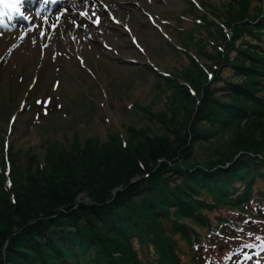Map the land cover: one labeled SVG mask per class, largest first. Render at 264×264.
Returning <instances> with one entry per match:
<instances>
[{
    "label": "trees",
    "instance_id": "16d2710c",
    "mask_svg": "<svg viewBox=\"0 0 264 264\" xmlns=\"http://www.w3.org/2000/svg\"><path fill=\"white\" fill-rule=\"evenodd\" d=\"M258 1L252 7V0H222L224 13L210 0H188L169 25L173 37L164 36L167 50L187 63L166 74L138 67L157 76L156 96L165 102L135 103L147 119L142 126L105 140H83L78 132L62 142L47 139L49 154L41 159L15 143L53 116L52 100L45 107L35 88L23 107L0 102V128L3 115L8 126L0 131V264H264V0ZM12 108L26 118L12 122ZM57 153L75 158L69 180L55 169L62 168ZM106 169L127 177L103 198L73 205L64 199V209L35 208L29 220L15 222L16 212L44 191L64 198L76 181L96 187Z\"/></svg>",
    "mask_w": 264,
    "mask_h": 264
},
{
    "label": "rangeland",
    "instance_id": "374dc122",
    "mask_svg": "<svg viewBox=\"0 0 264 264\" xmlns=\"http://www.w3.org/2000/svg\"><path fill=\"white\" fill-rule=\"evenodd\" d=\"M75 1L77 3L78 0L73 3ZM119 1L102 0L100 3L94 0L81 6L78 17L84 22L79 27L80 34L69 31L66 37H61L65 22L62 21L57 29L53 19L54 25L41 33L42 40L38 43L37 39L30 38L33 33L30 26L24 23L15 26L17 23L11 20V12L0 9L7 13L0 16V102L7 98L12 103L23 101L27 105L32 95L30 91L39 88L40 96L51 98L54 110L51 118L27 128L15 146L37 150L44 159L49 154L43 146L47 139L62 142L66 136L72 139L78 132L83 140L94 136L105 140L117 129L121 131L125 126L144 125L147 119L135 103L165 105L164 100L157 98L154 89L157 76L141 72L138 67L151 64L162 72L182 68L187 63L167 50L164 35L168 32L173 37L169 25H175L178 15L188 7V0H122L118 4ZM257 4L258 0H252V7ZM210 5L219 7L222 12L225 10L222 0H210ZM98 7L106 11L110 22L94 23ZM64 8H57L54 13ZM82 13H87V17ZM231 74L232 70L227 69L224 75ZM34 83L35 86L31 87ZM15 109L8 111V117L17 114L18 121L24 120L27 115H20ZM3 118L2 135L5 134L3 129L8 127L5 115ZM10 137L17 142L15 133ZM61 154L57 153L56 157L60 159L64 155V159H56L62 168L55 169L62 171L63 177L69 180L75 173L76 163H72L75 158ZM67 162L68 166L65 165ZM70 164L74 165L73 169ZM107 172L106 169L101 173L96 187L92 183L80 187L79 181L72 183L67 187L70 195L64 198H55L49 195V191H44L46 197H43V192L41 200L14 213L15 222L21 224L29 220L35 208L39 213L55 205L59 210L64 209V199L73 205L91 202L95 195L103 198L109 187L127 177L123 172ZM119 189L120 186L111 192L115 194Z\"/></svg>",
    "mask_w": 264,
    "mask_h": 264
},
{
    "label": "bare ground",
    "instance_id": "6f19581e",
    "mask_svg": "<svg viewBox=\"0 0 264 264\" xmlns=\"http://www.w3.org/2000/svg\"><path fill=\"white\" fill-rule=\"evenodd\" d=\"M90 1H94V0H78L77 3H73L70 2L67 4L66 8L67 11L64 12L63 14V18L62 20L65 22V29H63V27L61 28V37L65 36L69 33V31L72 33H79V27L81 26V23L84 22L82 19H80L78 16L80 15V8L81 6H86L87 4H90ZM100 3L102 2V0H98ZM122 0L119 1L118 4L122 3ZM92 4H95V2H93ZM93 10H95L96 8H93ZM60 14L57 13V18ZM15 17L19 18L20 15L15 14ZM99 18V23L100 24H104L107 22H110V20L107 18L106 16V11L103 10L102 8L98 7V13H96V19ZM50 22L51 20H42V22L40 23V25H42L39 28V31L34 30L33 33L31 34L30 38L33 39H37V43L41 42V33H43L45 31V29L49 26L50 28ZM52 24V23H51ZM60 27L58 26L57 29H59ZM56 34H59L58 32ZM80 36V35H79Z\"/></svg>",
    "mask_w": 264,
    "mask_h": 264
},
{
    "label": "snow or ice",
    "instance_id": "6c2138e0",
    "mask_svg": "<svg viewBox=\"0 0 264 264\" xmlns=\"http://www.w3.org/2000/svg\"><path fill=\"white\" fill-rule=\"evenodd\" d=\"M48 0H45V3H47ZM52 2H55V0H52ZM24 0H0V6L7 8L9 12L18 14L20 16H23L24 13L22 11ZM7 13L0 11V16L6 15ZM85 17H87V13H82ZM27 18V17H25ZM59 19V17H58ZM94 23L99 24V18L94 21ZM55 27V26H54ZM43 35V34H42ZM247 259H251V257H246Z\"/></svg>",
    "mask_w": 264,
    "mask_h": 264
}]
</instances>
